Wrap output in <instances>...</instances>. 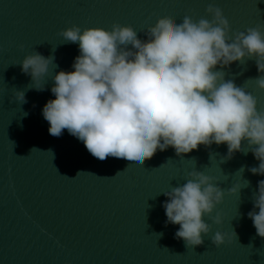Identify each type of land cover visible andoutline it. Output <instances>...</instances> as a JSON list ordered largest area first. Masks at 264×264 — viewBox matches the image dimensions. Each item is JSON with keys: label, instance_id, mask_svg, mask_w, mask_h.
Instances as JSON below:
<instances>
[{"label": "water", "instance_id": "water-1", "mask_svg": "<svg viewBox=\"0 0 264 264\" xmlns=\"http://www.w3.org/2000/svg\"><path fill=\"white\" fill-rule=\"evenodd\" d=\"M209 5L222 10L229 35L264 30V0H0V264H264V238L247 217L264 179L247 170L259 163L250 150L222 162L224 144L201 145L182 156L169 147L129 167L122 158L94 157L66 129L52 136L42 115L54 99L52 77L71 71L79 55L78 44L60 35L64 29L120 24L144 40V30L158 18L211 20ZM34 51L54 57L43 91L29 88L31 77L19 64ZM215 70L264 108L254 58ZM16 91H24L26 103L16 100ZM193 170L214 177L225 194L212 214L223 222L206 216L209 234L189 247L175 238L179 225H166L162 204L163 193L186 183ZM245 180L250 184L239 194L228 192ZM217 231L230 240L213 244Z\"/></svg>", "mask_w": 264, "mask_h": 264}, {"label": "clouds", "instance_id": "clouds-1", "mask_svg": "<svg viewBox=\"0 0 264 264\" xmlns=\"http://www.w3.org/2000/svg\"><path fill=\"white\" fill-rule=\"evenodd\" d=\"M206 11L211 20L194 22L185 16L176 23L158 18L144 30V40L132 26L120 24L111 30L76 25L64 29L60 35L78 44L79 55L71 71L60 70L52 77L54 99L42 108L49 133L59 137L66 129L94 157L122 158L129 167L141 166L157 150L169 147L182 156L201 145L224 144L227 155L222 162L250 150L259 163L247 170L264 176V108L215 70L254 58L260 73L255 82L264 90V30L248 28L229 35L222 10L209 5ZM53 60L36 51L24 57L19 64L31 77L29 88L44 90ZM15 93L17 101L27 102L24 91ZM244 170L242 166L238 173ZM188 176L186 183L163 193L167 199L162 207L166 225H179L175 238L194 247L210 232L206 216L217 225L223 222L219 213L212 214L225 193L204 172L193 170ZM249 184L245 180L228 192L239 194ZM252 201L247 217L264 238V179L257 182ZM232 234L236 236L234 230ZM226 239L227 233L217 231L212 243L220 246Z\"/></svg>", "mask_w": 264, "mask_h": 264}]
</instances>
